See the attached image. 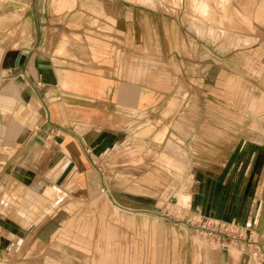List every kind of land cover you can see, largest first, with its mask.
Listing matches in <instances>:
<instances>
[{
  "label": "crops",
  "instance_id": "obj_1",
  "mask_svg": "<svg viewBox=\"0 0 264 264\" xmlns=\"http://www.w3.org/2000/svg\"><path fill=\"white\" fill-rule=\"evenodd\" d=\"M6 1L0 0V178L5 182L15 177L26 185L47 175L57 183L83 181L72 171L86 163L84 147L102 157L116 147L118 140L125 143L137 121L153 116L177 93L183 81L193 80L196 65L202 68L209 85L217 82L226 91L233 86L236 99L249 94L251 110L256 114L264 111V104H258L264 100V92L261 97L259 94L258 78L238 77L227 82L225 77L227 50L240 52L236 59H241L243 49L250 48L254 68L253 52L259 51L262 45L258 38L264 36V0L220 2L234 6L235 12L219 10L216 20L222 21L225 28L219 25L218 29L206 24L209 14L188 21L186 26L178 17H165L151 7L160 0H90L89 4L84 0H59L57 9L61 13L52 15L53 21L46 20L44 0ZM203 2L210 11L208 0H189L193 8ZM29 4L38 10L37 28L35 17L29 18L20 9L16 11L22 13L21 18L9 21L12 11L8 8ZM22 21L31 41L35 29L38 31L37 45L4 44L5 28ZM85 21L93 26L85 27ZM63 37L73 41L64 51L59 44ZM242 66L240 61L236 68ZM217 72L216 80L210 77ZM243 85L250 88L243 91ZM258 128L252 130L251 139L238 138L235 146L247 149L243 156L234 152L225 159L209 161L202 157L194 162L201 166L196 169L193 192L199 211L208 210L211 218L228 221L245 217L264 172V131ZM166 135L168 138L169 133ZM169 162L174 165V161ZM213 164L216 166H205ZM54 182L43 179L36 188L62 193ZM70 193L78 196L77 190ZM188 196L191 204L193 197ZM112 204L116 210L139 213ZM19 215L25 217V212ZM4 219L0 218V224L8 231L11 225ZM138 222L134 227L142 236L130 237L134 227L121 221L116 224L122 223L120 229L126 230L127 236L117 237L115 234L120 232H111L110 237H86L93 240L86 244L81 223L65 217L51 222L45 228L48 232H42V240H28L25 251L20 252V242L11 243L8 258L12 264H171L172 258H163L158 238L153 243L154 253H147L152 243L145 236L146 225ZM13 232L12 236L29 234L18 229ZM0 241L2 254L9 241L5 237ZM214 261L220 264L219 254ZM186 264H190L188 259Z\"/></svg>",
  "mask_w": 264,
  "mask_h": 264
},
{
  "label": "rangeland",
  "instance_id": "obj_2",
  "mask_svg": "<svg viewBox=\"0 0 264 264\" xmlns=\"http://www.w3.org/2000/svg\"><path fill=\"white\" fill-rule=\"evenodd\" d=\"M223 1L208 0L211 4L207 17L210 18L206 24L214 29H218L219 25L225 28L222 21L216 20L219 10L226 12L227 8L235 12L234 6L220 4ZM44 2L47 21L52 15L61 13L57 9L59 0ZM89 2L90 0H84V3ZM30 4L8 8L12 11L9 21L21 18L22 13L16 11L20 9L22 12L25 11L29 18L35 17L37 28V21L40 20L38 10ZM204 6L205 2L200 7ZM151 7L161 11L165 17H178L184 26L190 20L198 21L200 15L205 14V12L201 14L197 5L198 11H195L189 0H160V4ZM50 19L53 21V18ZM229 24L227 21V28ZM32 25L33 21L31 28ZM84 25L91 28L93 23L85 21ZM28 35L27 25L22 21L13 27L5 28L3 43L11 46L37 45L38 31L35 29L33 41ZM16 38H19V41ZM258 39L262 46L259 51L253 52L255 59L253 69L250 48L243 49L241 59H236L240 52L227 50L225 77L227 82H233L238 77L247 80L251 77L258 78L261 97L264 92V36ZM227 40L229 41V37ZM59 44L63 48L60 50L64 51L66 47L73 45V41L69 37H63ZM240 61L243 66L238 69L236 65ZM193 76V80H189L188 83L183 81L177 93L173 94L153 116L137 121L135 127L133 126L126 135L125 143L118 140L116 147L111 148L102 157L96 156L90 147H84L86 163L72 171L78 174L77 178L82 176L83 181L57 183L50 180L47 175L37 177L26 185L20 184L15 177L5 182L3 188L0 187V197L3 200V205L0 204V218H6L11 226H7L9 230L6 231L0 224V237H5L9 241L8 246L1 251L0 264H12L8 258L11 243L20 242V252L25 251L33 237L38 241L42 240V232L49 230L45 228L50 226L51 222L65 217H71L81 223L82 241L86 244L93 242L86 237L90 239L110 237L111 232H120L115 234L117 237L127 236L124 234L126 230L120 229L122 223H116L127 221L134 227L138 226L137 223L140 221L146 225L145 236L152 243L148 246L147 253H154L153 243L158 238L163 258H172V261H169L171 264H186L187 259L190 264H218L214 261L218 259V254L220 264H224V259L226 264H264V172L260 174L258 190L253 194L251 206L245 217L239 220L211 218L208 210L206 212L198 210V199L193 194L196 169L201 168L195 166L194 162L202 157L209 161L225 159L234 152L243 156L247 149L235 146L238 138L251 139L252 130L256 131V127H259L260 132L264 131V111L256 114L251 110L252 101L249 94L245 93L242 99H236L233 86L232 89L228 87L226 91L217 82L209 85L210 81L205 79L206 76L198 65ZM210 77L216 80L218 72L216 76ZM245 88L249 89L250 86L243 85V91ZM220 97L223 99H219ZM258 104L262 107L264 100H259ZM166 133H169L168 138ZM222 144L225 146L222 147ZM169 160L174 161V165L170 164ZM205 166L214 167L216 164ZM43 179L54 182L62 193L58 195L46 188L37 189V185L43 184ZM105 187L108 191L103 193L101 190ZM73 190H77V197L70 193ZM79 190L81 192H78ZM110 193L114 195L117 204L139 213L116 210L108 197ZM188 194L193 197L191 204L188 203L190 200ZM5 201L8 204L6 208ZM59 201L60 204L52 207ZM155 208L159 209L162 217L154 213ZM20 211L25 212V217L19 215ZM12 229L29 234H24L26 237L23 234L12 236L15 234ZM128 235L142 236L135 227ZM20 237H23L22 241Z\"/></svg>",
  "mask_w": 264,
  "mask_h": 264
},
{
  "label": "bare ground",
  "instance_id": "obj_3",
  "mask_svg": "<svg viewBox=\"0 0 264 264\" xmlns=\"http://www.w3.org/2000/svg\"><path fill=\"white\" fill-rule=\"evenodd\" d=\"M199 7H200V6H199ZM206 8H207V5H206V4H205V6H204L203 8L200 7V10H201L200 12H201V14H202V13L204 14V12H205V14L207 13V9H208V8H207V9H206ZM194 10H195V11H198V7L195 6ZM205 10H206V11H205ZM207 14H208V13H207ZM101 191H102L103 193H105L106 191H108V189H107V187H105V189L102 188ZM111 197H112V196L109 195V198H110V200L112 201ZM112 202H113V201H112ZM113 203H114V202H113ZM114 204H115V203H114ZM115 205H116V204H115Z\"/></svg>",
  "mask_w": 264,
  "mask_h": 264
},
{
  "label": "water",
  "instance_id": "obj_4",
  "mask_svg": "<svg viewBox=\"0 0 264 264\" xmlns=\"http://www.w3.org/2000/svg\"><path fill=\"white\" fill-rule=\"evenodd\" d=\"M111 199H112V201H113V198L111 197ZM114 202V201H113ZM115 203V202H114ZM116 204V203H115ZM117 205V204H116ZM154 213H156V215L157 216H159V217H162V215L159 213V209L158 208H155L154 209ZM171 222H173V223H176V221H174V220H171V219H169ZM202 229V228H201ZM202 230H205V231H208V229H202Z\"/></svg>",
  "mask_w": 264,
  "mask_h": 264
},
{
  "label": "built area",
  "instance_id": "obj_5",
  "mask_svg": "<svg viewBox=\"0 0 264 264\" xmlns=\"http://www.w3.org/2000/svg\"><path fill=\"white\" fill-rule=\"evenodd\" d=\"M4 185H5V181H3L2 178H0V187L3 188L2 186H4ZM0 196H1V192H0ZM2 201L3 200H1V197H0V204L1 205H3ZM0 248H1V241H0Z\"/></svg>",
  "mask_w": 264,
  "mask_h": 264
}]
</instances>
